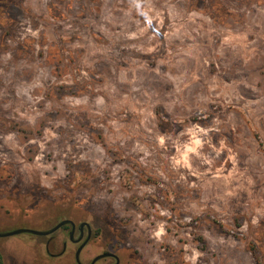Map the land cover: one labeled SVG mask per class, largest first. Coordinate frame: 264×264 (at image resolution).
Segmentation results:
<instances>
[{
  "label": "rangeland",
  "instance_id": "obj_1",
  "mask_svg": "<svg viewBox=\"0 0 264 264\" xmlns=\"http://www.w3.org/2000/svg\"><path fill=\"white\" fill-rule=\"evenodd\" d=\"M74 217L83 264H264V0H0V232Z\"/></svg>",
  "mask_w": 264,
  "mask_h": 264
},
{
  "label": "flooded vegetation",
  "instance_id": "obj_2",
  "mask_svg": "<svg viewBox=\"0 0 264 264\" xmlns=\"http://www.w3.org/2000/svg\"><path fill=\"white\" fill-rule=\"evenodd\" d=\"M65 220L72 221L75 224V229H74L73 240L71 238V232L73 231V226L72 225H67V226H64V227H62V228L59 229V230L66 229L68 231V240H69L68 244L69 245H67V243L64 244V250H63L62 255H65V254L69 253L68 252L69 247H72L73 253L70 252V254L73 255L72 258L74 259L75 264H79V262L77 260V252L79 251V249L82 246H84L83 249H82V251H81V253H80V255H79V260H80L81 264H83V262H82L83 261V253L86 250V248L97 237V232H96L97 230H94L93 229V226H92L91 223H89V222H87L85 220L84 221L83 220L81 221V218H79V217H74V218L65 219ZM85 223H88L91 226V233L89 232V228H88L87 225H85ZM59 230H57L56 232H58ZM56 232H54V233H56ZM23 234H29V233H23ZM19 235H22V234H19ZM19 235H15V236H19ZM33 236H38V235H33ZM89 237H90V239H89ZM77 240H79V241H77ZM46 247H47V245H46ZM103 255L105 257L99 259L94 264H100V262L105 261V260H111L113 262L112 264H117V258H116V256L119 258V264H122V259L118 255V253H117V251L115 249L113 251H111V250L104 251L102 254L97 255L96 257H94L88 264H93V262L96 260L97 257L103 256ZM56 258H59V257L57 256Z\"/></svg>",
  "mask_w": 264,
  "mask_h": 264
},
{
  "label": "water",
  "instance_id": "obj_3",
  "mask_svg": "<svg viewBox=\"0 0 264 264\" xmlns=\"http://www.w3.org/2000/svg\"><path fill=\"white\" fill-rule=\"evenodd\" d=\"M67 225H72L73 226V231L71 232V238L73 240V235H74V229H75V224L70 221V220H63L61 221L59 224H57L54 228L49 229V230H44V231H38V230H33V229H16V230H12L10 232H0V238H7V237H11V236H15V235H19V234H23V233H29L32 235H38V236H48L53 234L54 232H56L57 230H59L60 228L67 226ZM85 225L88 226L89 228V232L91 233V226L88 223H85ZM90 239V237H89ZM88 239V240H89ZM80 240V239H79ZM77 240V241H79ZM84 246H82L79 251L77 252V260L79 262V264H81L80 260H79V255L82 251ZM105 257L103 256H99L96 258V260L93 262V264L98 261L99 259ZM117 258V264H119V258L116 256Z\"/></svg>",
  "mask_w": 264,
  "mask_h": 264
},
{
  "label": "trees",
  "instance_id": "obj_4",
  "mask_svg": "<svg viewBox=\"0 0 264 264\" xmlns=\"http://www.w3.org/2000/svg\"><path fill=\"white\" fill-rule=\"evenodd\" d=\"M251 250L253 251V253H255V252H256V249H255V247H254V246H251ZM0 264H2V261H1V255H0Z\"/></svg>",
  "mask_w": 264,
  "mask_h": 264
}]
</instances>
